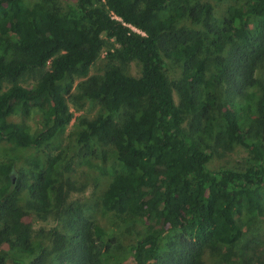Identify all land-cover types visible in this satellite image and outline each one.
Instances as JSON below:
<instances>
[{
    "label": "trees",
    "instance_id": "1",
    "mask_svg": "<svg viewBox=\"0 0 264 264\" xmlns=\"http://www.w3.org/2000/svg\"><path fill=\"white\" fill-rule=\"evenodd\" d=\"M27 1L0 0V141L39 149L64 133L74 118L69 99L76 78L88 77L113 41L107 57L120 65L92 78L86 93L104 112L82 122L79 138L113 149L102 209L123 225L140 221L148 229L130 247L139 264H170L161 257L170 233L186 246L176 248L171 264H206L207 249H225L223 264L240 258L232 252L244 238L241 218L264 217V0H241L222 21L200 0H74L65 10L54 0ZM183 21L200 30L179 27ZM166 58L184 62L178 88L183 108L166 75ZM134 61L140 77L125 70ZM212 63L217 72L207 80ZM41 70L34 88L19 83ZM6 83L11 86L4 90ZM33 111L41 116L38 133L9 121ZM187 114L202 138L217 134L220 116L219 134L251 152L249 165L211 169L210 149L184 128ZM59 161L44 165L35 158L17 175L14 164L0 165L7 180L0 181V264L49 263L50 252L35 239L20 206L24 190L36 212L56 210L68 230L51 233L58 264H121L112 233L68 204Z\"/></svg>",
    "mask_w": 264,
    "mask_h": 264
},
{
    "label": "rangeland",
    "instance_id": "2",
    "mask_svg": "<svg viewBox=\"0 0 264 264\" xmlns=\"http://www.w3.org/2000/svg\"><path fill=\"white\" fill-rule=\"evenodd\" d=\"M35 0H28L27 3L32 5ZM202 3H210L213 7L214 18L222 21L227 17L231 7L241 6V0H200ZM55 4L61 9H67L74 0H54ZM179 27H190L194 30H200L199 26H195L190 21H183ZM106 39V37L104 36ZM116 45L113 41H107V44L100 57L91 67L88 77H77L74 83L73 95L69 99V106L74 115L72 123L66 131L60 136L44 145L39 149H20L15 144L0 141V165L14 164L16 167L15 174L19 171H28L29 163L35 158L41 159L46 165L52 158H59V181L65 186L67 193V202L72 204L75 210L84 212L92 221L100 225L102 228L111 232L117 239L114 246V252L122 258L121 264H139L138 260L130 253V247L135 245L139 240V236L147 235L148 229L140 221H135L129 225H123L118 217L113 213L105 212L101 207L103 195L112 181L111 168L114 163L112 157L113 149L111 146L104 145L93 139L87 143L79 141L83 131L82 122L85 120H93L104 112L101 103L98 100H92L86 96L92 84V78H102L108 67L112 65H120L117 62H111L107 57V52ZM50 69V67L48 68ZM47 69V70H48ZM127 73L134 77L141 76V65L134 61L125 67ZM44 71H33L25 74L19 83L26 88H34ZM165 72L172 84L174 97L177 105L183 108L184 100L179 91L182 83L184 72V62L171 59H165ZM215 64L210 65L207 80H211L216 74ZM11 86L10 83L4 85V90ZM203 90V88H202ZM205 95V93H204ZM204 95L202 98H204ZM218 116V113H217ZM10 122L24 123L28 125L34 133L41 131V116L36 111L29 115L20 114L9 119ZM217 134L211 138L201 137L197 132V123L194 122L190 114L186 115L184 128L186 132L193 137L195 142L201 145H207L212 153L210 168L241 170L246 168L251 159V152L238 144L229 143L223 140L219 134L222 122L219 116ZM1 183H5L6 178L0 174ZM54 196V195H53ZM34 200L32 194L28 190H24L20 194V206L27 214L25 220L32 224L35 229V239L44 242V245L50 252L48 264H58L57 254L54 252L51 236L54 230L67 233L63 230V223L60 216L55 211L48 214H40L33 209ZM241 225L244 230V238L233 249V256L236 261L232 264H243L244 259H253L255 263L264 262V217L253 218L244 215L241 218ZM162 245L161 257L168 261L170 258H178V254H174L175 250L182 252L186 246L179 242L176 234H172ZM225 249L221 250H205L202 254L203 261L206 264H223L221 258ZM242 258V260H241ZM258 263V264H259ZM9 264H11L9 262Z\"/></svg>",
    "mask_w": 264,
    "mask_h": 264
}]
</instances>
